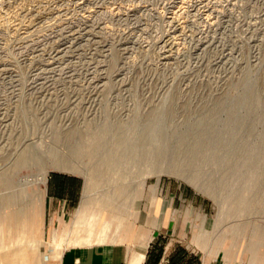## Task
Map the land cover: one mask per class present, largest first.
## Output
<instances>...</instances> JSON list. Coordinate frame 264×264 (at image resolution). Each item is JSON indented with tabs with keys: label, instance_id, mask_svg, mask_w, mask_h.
<instances>
[{
	"label": "rangeland",
	"instance_id": "1",
	"mask_svg": "<svg viewBox=\"0 0 264 264\" xmlns=\"http://www.w3.org/2000/svg\"><path fill=\"white\" fill-rule=\"evenodd\" d=\"M150 115L165 130L170 165L186 167L178 150L196 139L201 153L231 152L218 158L232 160L242 177L264 178V159L248 161L264 153V0H0V175L10 180L0 187V223L30 199L39 205L31 227L23 216L15 228L0 224V264H17L23 252L34 257L46 242L60 251L99 237L120 241L128 225L136 227L141 199L137 225L149 228L151 186L160 179H170L171 253L240 264L252 241L250 264H264L262 209L225 217L222 191L208 194L176 172L144 176L137 155L121 183L109 177L91 184L88 235L70 230L77 208L52 234L42 233L44 186L37 180L64 172L80 176L85 188L91 160L75 148L99 128L110 143L113 128L137 122L141 129ZM57 128L77 134L70 141ZM26 148L37 157L19 164ZM53 154L75 167L53 165ZM223 164L210 160L202 168L215 174ZM234 222L241 230L229 232Z\"/></svg>",
	"mask_w": 264,
	"mask_h": 264
},
{
	"label": "bare ground",
	"instance_id": "2",
	"mask_svg": "<svg viewBox=\"0 0 264 264\" xmlns=\"http://www.w3.org/2000/svg\"><path fill=\"white\" fill-rule=\"evenodd\" d=\"M152 119L153 118L150 115L148 121L144 124L141 129H137V122L133 123L127 128H113L115 130V137L110 143H107L108 132L106 131V129L99 128L98 130L90 133L84 145L75 148V155L78 157L83 154L86 155L91 160L92 165L89 166L90 168L87 169L88 175L83 193V204H86L88 202L91 184H95L97 182L100 183L101 181L103 183L110 178H113L114 181L119 178H123L121 176L126 175V172H128V164L131 162H133L134 164L135 156L137 155L139 164H141V171L143 172L144 176L155 175L169 171L176 172L179 175L183 176L188 182L194 185L202 186L201 184H203L204 189L203 187L201 188L205 190V192L207 191L208 194L210 193L211 195H217L221 193H217V190L222 191L221 199L222 203H224V210L220 211V213L223 212L222 214H224L225 217H238L245 214L247 215L249 213H253V211L256 209H262L261 211L264 212V178L260 179L259 177L254 176L253 172H250L249 174L242 177L240 175V168L232 166V160L218 158L219 154L223 155V158H228V156L232 154L231 152H227V154H222L217 151L216 148H214L207 153H201L200 148L202 147V145L196 139L192 143H182L183 145H181L178 150V152L183 153L184 157L180 160L184 161L183 165H186V167L182 166L183 168H177L176 162L170 165V161H167V153L169 147L167 141L164 139L165 130L158 123H153ZM237 125L238 124L234 122L232 126ZM104 127L108 128V125L104 124ZM70 128L66 129L65 131H60V129L58 130L57 128L55 131L57 134H61L60 137H62L63 134L64 138L68 140L70 139L71 141V139L76 136L77 131L75 129ZM203 128L204 127H202V129ZM148 135L150 137H147ZM131 137L134 139L136 138L137 143H133ZM147 139H150L149 142H151L149 149H146L144 147ZM28 150L29 149L25 151L23 150V152L20 154L18 160L19 164L34 160L36 155H33V152ZM257 158L262 161V159H264V153L258 156H250L248 161L253 163ZM51 160L52 164L57 167H75V164L73 162L64 160L60 158L57 154H53ZM210 160H220V162H224L222 167H218L219 170L222 171V174L218 172V168V171L214 172L215 174L218 172L219 175L221 174L220 176H218V174L215 175L212 172H209L207 174L205 173L204 168L202 167ZM262 163L264 171V160L262 161ZM200 165L201 168L195 170V168L198 166L200 167ZM188 166L191 167V169L193 170L192 172L185 173V171H181L186 170ZM201 176L205 178L201 180ZM232 177H235L234 180L232 179ZM45 180L46 175L43 174V176L37 181L39 182V184H44ZM9 185L10 180H8L7 176L1 174L0 187ZM214 186L220 187L216 189ZM119 193L121 194L122 192L119 191ZM218 196L219 195H217V197ZM217 197H215L216 200ZM14 198V195H9L6 197L8 203H12L14 201ZM219 200L217 201L220 202ZM253 200H255L256 203ZM222 203H219V205ZM219 210H221V206ZM217 222L219 221L217 220ZM241 224L242 223L237 222L232 223L229 227H227L229 229L228 231H240L243 225ZM250 233L251 236H253V229H251ZM263 236L264 231L260 235V238L263 239ZM253 247L254 246L252 245L251 241L249 245L246 246V250L248 251V259L245 262L240 261V264H250V261L252 260L251 251L253 250Z\"/></svg>",
	"mask_w": 264,
	"mask_h": 264
},
{
	"label": "crops",
	"instance_id": "3",
	"mask_svg": "<svg viewBox=\"0 0 264 264\" xmlns=\"http://www.w3.org/2000/svg\"><path fill=\"white\" fill-rule=\"evenodd\" d=\"M43 185L40 225L42 233L52 234L60 227L75 210L71 221V229L88 235L90 228L84 227V220L89 218V207L83 204L84 182L75 174L64 172L51 173L46 177ZM151 201L148 218L151 219L149 228L137 225L143 219V199L135 210L136 227L128 225L122 233V240L116 242H99L87 245H71L62 250H56L49 243L40 247L36 256L23 252L18 256L17 264H225L222 259L215 257L208 259L203 254L192 251L179 256L170 250V179H160L151 186ZM112 202L111 195L108 203ZM37 201L30 199L26 208L14 210L10 216H5L0 223L3 227L15 228L23 216L28 225L33 226L36 221L35 211ZM121 208L110 210L109 219L115 216L113 212ZM120 211V210H119ZM138 220V221H137ZM111 224V223H110ZM139 224V223H138ZM100 236L104 231H100ZM177 251V250H176ZM196 257V258H195ZM11 262L10 256L6 255Z\"/></svg>",
	"mask_w": 264,
	"mask_h": 264
}]
</instances>
